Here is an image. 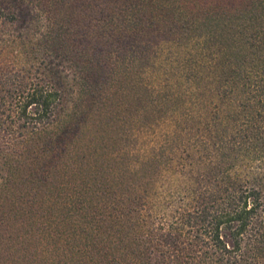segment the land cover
I'll return each instance as SVG.
<instances>
[{
    "label": "trees",
    "instance_id": "obj_1",
    "mask_svg": "<svg viewBox=\"0 0 264 264\" xmlns=\"http://www.w3.org/2000/svg\"><path fill=\"white\" fill-rule=\"evenodd\" d=\"M113 1L110 13L91 0H0V238L17 217L27 236L70 228L79 264H264V0ZM154 27L166 36L141 47L146 68L172 41L199 90L149 100L176 125L134 170L70 144L52 167L73 116L56 60L91 88L107 45L113 81ZM63 160L78 172H59Z\"/></svg>",
    "mask_w": 264,
    "mask_h": 264
},
{
    "label": "rangeland",
    "instance_id": "obj_2",
    "mask_svg": "<svg viewBox=\"0 0 264 264\" xmlns=\"http://www.w3.org/2000/svg\"><path fill=\"white\" fill-rule=\"evenodd\" d=\"M91 1L93 3L98 1L100 5H103L100 11L105 7L110 13L112 12L111 7L120 3L118 1L115 3L113 0ZM79 5L80 1L77 3V6ZM79 9L70 13L73 24L79 19ZM164 31L166 29L162 27H154L146 35L141 33L134 40L136 46L130 48L127 53L133 64L130 71L128 73L122 71L121 75L117 74L113 81L105 78L109 74L107 62L111 59L108 57L110 54H107L108 46L103 45L102 48L98 46L97 52L101 55L104 70H98V65L92 71L90 70L89 73L92 76L88 81L93 86L91 88H84L80 80V72L77 76L76 68L72 66V63L62 61L59 63L60 61L56 60V64H59L57 69L62 72L65 79L64 87L66 91H69L68 99L72 100L73 116L68 129L63 132L60 139L61 145L54 150L52 167L58 164L64 147L70 144L69 152L72 154L80 155V157L87 156V159L92 161L100 159L99 163L106 166L109 163L111 165L116 163L115 166H120L121 169L134 170L135 161L132 160L137 156L143 159L144 154L152 147V141L160 137L165 129H173L178 117L163 116L159 107L156 108L158 103L148 105L149 100L160 98L170 92L177 95L180 92L184 94L186 91L199 90L195 88V85L192 89L193 86L182 78L185 75L182 68L183 62L176 58L178 57L176 53L179 51L172 41L163 45L156 56L151 58L149 63L153 65L152 68L149 70L146 68L147 58L142 55L141 47L149 40L155 43L164 39L166 36ZM91 48L95 50V47ZM121 52L123 53L124 50H120L119 54ZM82 91L84 93L80 95ZM191 102L188 105L191 107L192 104L194 107V103ZM169 106L177 107L173 103ZM117 155L121 156V159L128 158V161L126 159V161L119 162ZM64 161L66 160H63V164L57 168L59 172L65 171L70 175L75 171L78 172L77 167L75 170L67 167L63 170ZM78 168L82 170L80 164ZM151 169L153 170L149 168V172L152 171ZM18 219L12 217L9 226H6L7 230L5 229L1 235L0 264H79L80 256L74 260L70 250H66L70 228L67 227L66 231L63 228L64 234L61 237L52 229L48 232L45 230L42 234H33V236L29 233L31 235L27 236L25 233L29 232L28 226L19 223Z\"/></svg>",
    "mask_w": 264,
    "mask_h": 264
}]
</instances>
